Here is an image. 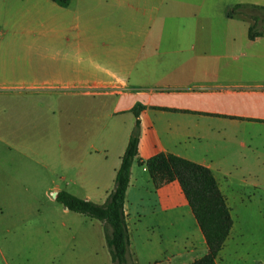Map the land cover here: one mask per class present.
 Returning <instances> with one entry per match:
<instances>
[{"label": "crops", "instance_id": "obj_1", "mask_svg": "<svg viewBox=\"0 0 264 264\" xmlns=\"http://www.w3.org/2000/svg\"><path fill=\"white\" fill-rule=\"evenodd\" d=\"M236 5L264 7V0H71L67 7L0 0V143H15L17 157L36 156L32 104H14L12 95L75 99L65 101L61 118L65 144H76L65 154L75 174L64 191L102 205L134 127L130 110L140 104L138 159L173 154L208 168L233 220L232 207L249 204L264 186V33L250 40L254 21L244 12L226 16ZM83 97L92 98L86 117ZM137 160L123 205L132 264L205 256L179 184L156 189ZM234 225L216 264H226L229 243L244 264L247 241Z\"/></svg>", "mask_w": 264, "mask_h": 264}, {"label": "rangeland", "instance_id": "obj_2", "mask_svg": "<svg viewBox=\"0 0 264 264\" xmlns=\"http://www.w3.org/2000/svg\"><path fill=\"white\" fill-rule=\"evenodd\" d=\"M244 15L251 22L255 19L256 31L264 32L262 11L245 10ZM70 100L76 102L60 93L15 94L8 99L14 104H32L36 123L29 148L36 156L33 161L17 157L15 143H0V249L5 264H76L75 259L83 264H91L90 261L110 264L98 221L65 213L62 205L54 201V196L64 191L75 174L74 168L65 166V154L75 151L76 144H65L61 125V118L66 116L65 101ZM79 101L86 117L92 98L83 97ZM103 107L100 104L101 116ZM15 199L19 200L17 204ZM250 201L232 207L234 231L238 229L245 234L247 245L239 252L245 258L244 264L255 261L264 264V186L256 190ZM63 223L69 227L67 233L63 232ZM234 251L235 247L229 243L224 257L226 264H238Z\"/></svg>", "mask_w": 264, "mask_h": 264}, {"label": "trees", "instance_id": "obj_3", "mask_svg": "<svg viewBox=\"0 0 264 264\" xmlns=\"http://www.w3.org/2000/svg\"><path fill=\"white\" fill-rule=\"evenodd\" d=\"M51 1L61 7H67L71 2V0ZM248 9L264 13V7L236 5L226 12V16L232 18ZM253 21V25L248 29L250 40L264 33L255 30L256 21L255 19ZM144 109V106L137 104L130 110L135 118L134 127L120 158L114 187L104 204H95L66 191H60L54 197L55 201L65 210L102 223L111 264H132L123 205L129 185L131 166L138 159L139 117ZM137 161L145 166L156 189L172 182L179 184L208 248L205 256L191 264H216L217 256L229 237L233 220L212 172L204 166L173 154L158 153L145 161L139 159Z\"/></svg>", "mask_w": 264, "mask_h": 264}]
</instances>
